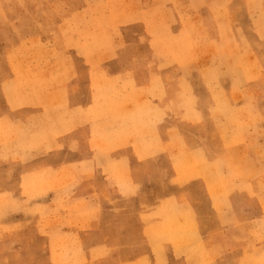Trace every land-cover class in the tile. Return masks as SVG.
<instances>
[{"label":"crops","instance_id":"obj_1","mask_svg":"<svg viewBox=\"0 0 264 264\" xmlns=\"http://www.w3.org/2000/svg\"><path fill=\"white\" fill-rule=\"evenodd\" d=\"M126 35L99 65L43 41L45 58L13 61L23 44L0 43V211L36 210L29 222L0 219L1 228L25 225L0 242L17 232L44 239L52 263L64 264L262 263L263 172L242 157L245 145L230 149L246 131L214 141L191 118L206 114L201 96L172 106L181 77Z\"/></svg>","mask_w":264,"mask_h":264},{"label":"rangeland","instance_id":"obj_2","mask_svg":"<svg viewBox=\"0 0 264 264\" xmlns=\"http://www.w3.org/2000/svg\"><path fill=\"white\" fill-rule=\"evenodd\" d=\"M126 34L135 38L133 45H149L151 58L166 62L167 75L181 77L183 97L172 106L198 104L186 97L188 92L201 96L206 114L191 118L209 129L214 141L219 133L226 138L232 129L246 131L247 136L231 140L230 149L245 145L242 157L257 161L264 176V0H0V43L6 50L17 42L24 46L12 54L13 61L45 58L43 41L99 65L116 57ZM174 118L185 121L186 117ZM1 133L7 140L13 138L9 129ZM259 186L264 193V179ZM165 188L167 194L173 192L176 180L167 179ZM5 201L6 207L14 204L12 199ZM26 206L16 212L0 211V219L19 214L29 222L36 210ZM38 214L45 219L44 209ZM24 226L0 227V232L8 234ZM21 234L0 242V264L67 262L60 258L52 263L44 239ZM260 234L264 237L263 229ZM59 245L65 250V244ZM236 261L233 257L230 264Z\"/></svg>","mask_w":264,"mask_h":264}]
</instances>
